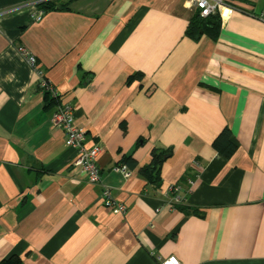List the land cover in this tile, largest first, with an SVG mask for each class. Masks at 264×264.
<instances>
[{
    "label": "crops",
    "instance_id": "obj_1",
    "mask_svg": "<svg viewBox=\"0 0 264 264\" xmlns=\"http://www.w3.org/2000/svg\"><path fill=\"white\" fill-rule=\"evenodd\" d=\"M196 10L0 0V264H264V0H226L216 35L193 39ZM36 70L56 89L48 105ZM61 102L84 145L102 147L98 184L51 121ZM225 127L229 157L212 146ZM163 151L156 187L141 168ZM102 186L124 211L102 204Z\"/></svg>",
    "mask_w": 264,
    "mask_h": 264
},
{
    "label": "built area",
    "instance_id": "obj_2",
    "mask_svg": "<svg viewBox=\"0 0 264 264\" xmlns=\"http://www.w3.org/2000/svg\"><path fill=\"white\" fill-rule=\"evenodd\" d=\"M193 6L199 10L201 16H207L210 14H218L219 11L226 6V0H192ZM43 10L37 9L35 18L40 19L42 17ZM264 18V16H260ZM19 50L25 55L27 61L34 66L35 58L29 54L25 49L19 47ZM40 74L39 89L42 93L47 94L51 98H57V92L52 83H50L42 74L40 70H36ZM53 125L60 128L65 135V142L68 147L74 150L75 155L72 160V164L77 166L80 171L83 172L87 181L92 184L100 183V169L97 165V158L100 154L102 147L99 143L86 147L84 145L85 130L80 129L74 125V113L73 107L70 104L61 102L58 104L56 110L51 116ZM114 171H119L124 175H129V169L125 164H118L113 167ZM180 187L174 185L171 187L170 203L172 206L182 202V198L179 195ZM102 204L105 207H112L117 211H124V205L114 200L111 191L108 187L102 186L100 193ZM159 264H180L179 260L173 256L156 257Z\"/></svg>",
    "mask_w": 264,
    "mask_h": 264
},
{
    "label": "trees",
    "instance_id": "obj_3",
    "mask_svg": "<svg viewBox=\"0 0 264 264\" xmlns=\"http://www.w3.org/2000/svg\"><path fill=\"white\" fill-rule=\"evenodd\" d=\"M55 5L56 4L49 1L40 2L38 4V6L44 10L53 9ZM219 27L220 19L217 14L201 16L199 10L197 9L189 21L185 34L186 36L193 39L198 38L202 33H206L210 36H215L217 31L219 30ZM44 101L45 104L48 105L52 102V99L49 98L47 94H45ZM230 137V131L225 127L215 137L212 143L213 148L224 157H229L235 150V144L232 142ZM163 156H165L164 151L161 153L154 152L151 163L148 166L141 168V171L145 175L147 181L156 187H158L160 184V168ZM124 163H128L131 167L134 165L133 162H129L128 160H125ZM182 209L185 210L186 208L183 207ZM11 264H19V260H16Z\"/></svg>",
    "mask_w": 264,
    "mask_h": 264
}]
</instances>
